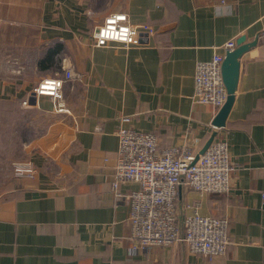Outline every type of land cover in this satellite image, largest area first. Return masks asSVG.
Wrapping results in <instances>:
<instances>
[{"label": "crops", "instance_id": "1", "mask_svg": "<svg viewBox=\"0 0 264 264\" xmlns=\"http://www.w3.org/2000/svg\"><path fill=\"white\" fill-rule=\"evenodd\" d=\"M116 12L151 24V44L96 45L93 32ZM242 36L255 44L240 58L218 128L217 111L193 100L196 64ZM68 68L78 79L65 83L66 110L57 111L33 89ZM3 120L0 154L15 148L37 174L18 178L0 162V264H264V0H0ZM120 125L196 155L215 132L228 142L231 189L179 191L185 206L199 202L202 214L229 220L226 254L133 248L130 204L117 193L139 185L112 183Z\"/></svg>", "mask_w": 264, "mask_h": 264}, {"label": "built area", "instance_id": "2", "mask_svg": "<svg viewBox=\"0 0 264 264\" xmlns=\"http://www.w3.org/2000/svg\"><path fill=\"white\" fill-rule=\"evenodd\" d=\"M148 23L133 24L124 12L108 15L94 32L98 46L120 42L126 46H148L155 35ZM237 47L234 39L226 42L223 52L209 60L198 61L194 74L193 100L200 105L212 106L217 112L225 104L228 91L223 79L225 55ZM78 79L72 69L60 77L42 79L33 89L34 94L51 98L57 111L65 112L63 88L66 82ZM25 100L23 104H27ZM118 150L114 155L113 187L120 183H136L139 188L128 195L117 193L130 204V239L133 248L146 252L155 246L172 247L184 242L192 254L211 258L224 255L232 240L228 233L229 220L202 214L199 202L187 204L186 233L179 234L178 197L181 187H188L201 197L209 193H226L232 187L235 169L228 142L215 139L196 160L188 147L159 148L152 132L120 125L117 131ZM110 158H106V160ZM13 173L18 178L34 177L37 168L31 160H16ZM264 203V191L262 192Z\"/></svg>", "mask_w": 264, "mask_h": 264}, {"label": "water", "instance_id": "3", "mask_svg": "<svg viewBox=\"0 0 264 264\" xmlns=\"http://www.w3.org/2000/svg\"><path fill=\"white\" fill-rule=\"evenodd\" d=\"M255 42H245V37L242 36L237 41V47L231 51H228L225 55V59L222 65V73L224 83L228 91V98L225 104L218 110L215 115L212 124L215 127H223L226 123V119L229 115L233 101L235 98V91L237 89V84L239 80L240 72V58L241 56L252 46ZM216 132L212 134L209 140L201 149L200 153L196 155V160L202 155L205 150L209 147L212 141L215 139ZM178 210H179V234L180 238H185L186 233V206H185V197L181 194L178 200ZM179 246L183 248L184 242H180Z\"/></svg>", "mask_w": 264, "mask_h": 264}, {"label": "rangeland", "instance_id": "4", "mask_svg": "<svg viewBox=\"0 0 264 264\" xmlns=\"http://www.w3.org/2000/svg\"><path fill=\"white\" fill-rule=\"evenodd\" d=\"M27 116V115H26ZM6 120L0 123L2 130L4 129V124ZM1 136V135H0ZM3 152L0 154V162L3 163L4 166H8L9 168H12V163L16 161V157L19 155V152L15 148H5L1 150ZM7 167V168H8Z\"/></svg>", "mask_w": 264, "mask_h": 264}]
</instances>
